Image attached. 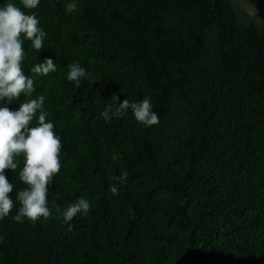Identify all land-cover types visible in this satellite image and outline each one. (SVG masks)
<instances>
[{
  "label": "trees",
  "instance_id": "obj_1",
  "mask_svg": "<svg viewBox=\"0 0 264 264\" xmlns=\"http://www.w3.org/2000/svg\"><path fill=\"white\" fill-rule=\"evenodd\" d=\"M9 2L47 35L40 51L24 43L35 92L0 108L44 95L62 149L47 219L14 220L23 155L5 170L14 205L0 218V264H264V11L233 0L0 7ZM48 58L56 72L31 71ZM74 62L88 71L80 84L67 79ZM114 96H150L159 124L131 109L106 122ZM81 197L89 212L65 223L57 208Z\"/></svg>",
  "mask_w": 264,
  "mask_h": 264
},
{
  "label": "clouds",
  "instance_id": "obj_2",
  "mask_svg": "<svg viewBox=\"0 0 264 264\" xmlns=\"http://www.w3.org/2000/svg\"><path fill=\"white\" fill-rule=\"evenodd\" d=\"M24 9H36L40 0H20ZM40 21L35 13L27 14L15 3H7L0 7V101L5 99L10 104L17 101L23 94L32 96L35 92L34 79L25 75L22 62L25 59V41H31L32 47L40 51L46 32L39 27ZM58 70L52 58L36 64L31 71L47 76ZM88 78V71L79 62L69 65L67 79L70 82H80ZM111 109L101 113L107 122L127 114L131 109L137 122L152 126L159 124V116L153 111L150 96H145L139 102L130 103L127 99L119 102V97H112ZM119 106H116V105ZM45 96L28 99L20 104L19 110L12 111L7 106L0 108V218L7 217L13 209V199L9 193L14 185L5 176L6 169H17L21 155L24 157L23 168L19 173L20 180L26 188L17 191L16 200L20 207L14 217L16 222L26 218L37 221L41 217L47 219L50 215L48 206L49 186L53 177L61 170V138L55 132V124L47 121L49 113L44 108ZM37 119L36 126L32 125ZM127 176V172L123 173ZM113 193L118 192L116 185L111 186ZM90 201L79 198L66 210L57 208L65 223L70 222L78 214H87Z\"/></svg>",
  "mask_w": 264,
  "mask_h": 264
},
{
  "label": "rangeland",
  "instance_id": "obj_3",
  "mask_svg": "<svg viewBox=\"0 0 264 264\" xmlns=\"http://www.w3.org/2000/svg\"><path fill=\"white\" fill-rule=\"evenodd\" d=\"M233 2L251 14L259 10L264 11V0H233Z\"/></svg>",
  "mask_w": 264,
  "mask_h": 264
}]
</instances>
